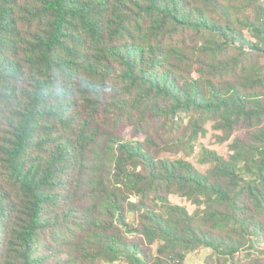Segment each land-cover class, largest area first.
<instances>
[{
  "label": "trees",
  "instance_id": "trees-1",
  "mask_svg": "<svg viewBox=\"0 0 264 264\" xmlns=\"http://www.w3.org/2000/svg\"><path fill=\"white\" fill-rule=\"evenodd\" d=\"M201 248L264 264V0H0V264Z\"/></svg>",
  "mask_w": 264,
  "mask_h": 264
},
{
  "label": "rangeland",
  "instance_id": "rangeland-1",
  "mask_svg": "<svg viewBox=\"0 0 264 264\" xmlns=\"http://www.w3.org/2000/svg\"><path fill=\"white\" fill-rule=\"evenodd\" d=\"M202 146H206L208 148H212L217 150L218 152L222 154H226L228 152L227 144L226 143H220L218 139L216 138V134L214 131L209 127V131L205 137L201 139V141L197 145L196 153L192 156L193 162L196 163V165L201 168L202 170L205 168L203 165H201L198 162V155L199 151ZM173 200L181 202L180 199L176 197H172ZM210 254V250L201 248L197 252H194L190 254L187 258L186 264H206L205 258Z\"/></svg>",
  "mask_w": 264,
  "mask_h": 264
},
{
  "label": "clouds",
  "instance_id": "clouds-1",
  "mask_svg": "<svg viewBox=\"0 0 264 264\" xmlns=\"http://www.w3.org/2000/svg\"><path fill=\"white\" fill-rule=\"evenodd\" d=\"M105 90L107 91L108 89L106 88Z\"/></svg>",
  "mask_w": 264,
  "mask_h": 264
}]
</instances>
